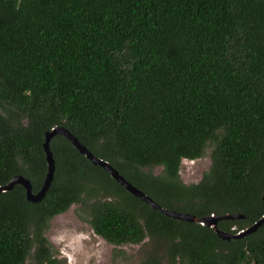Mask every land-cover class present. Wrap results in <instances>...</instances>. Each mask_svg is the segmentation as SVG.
<instances>
[{
	"label": "trees",
	"instance_id": "16d2710c",
	"mask_svg": "<svg viewBox=\"0 0 264 264\" xmlns=\"http://www.w3.org/2000/svg\"><path fill=\"white\" fill-rule=\"evenodd\" d=\"M55 127L160 207L239 215L217 228L244 231L264 215V0H0V186L40 190ZM49 148L40 202L0 193V264H59L50 221L84 202L106 243L149 240L137 264H264V223L221 240L131 196L63 137ZM206 152L184 185L181 162Z\"/></svg>",
	"mask_w": 264,
	"mask_h": 264
},
{
	"label": "rangeland",
	"instance_id": "374dc122",
	"mask_svg": "<svg viewBox=\"0 0 264 264\" xmlns=\"http://www.w3.org/2000/svg\"><path fill=\"white\" fill-rule=\"evenodd\" d=\"M210 165L208 152L203 157L180 164L179 178L184 185L197 183ZM159 167L150 172L158 175ZM84 203L72 205L50 221L46 238L59 264H137L151 249L148 239L138 245L114 247L96 236L87 222ZM29 264V263H26Z\"/></svg>",
	"mask_w": 264,
	"mask_h": 264
},
{
	"label": "water",
	"instance_id": "95a60500",
	"mask_svg": "<svg viewBox=\"0 0 264 264\" xmlns=\"http://www.w3.org/2000/svg\"><path fill=\"white\" fill-rule=\"evenodd\" d=\"M57 135L66 139L72 145V147L76 149L80 155H83L92 165L99 166L100 168H102L106 173H108V175L110 176L112 180H114L117 184L123 187L124 190L128 192L131 196L139 199L140 201L149 205L153 210H156L167 217H170V218H173L179 221L188 222V223H198L200 225H204L208 228H211L212 231L221 240L229 241L231 239L235 240V239L243 238L249 234L256 232L257 229L260 228L262 224L264 223V215H263L252 226L248 227L247 229H245L244 231L236 235H232V234H227L225 232L220 231L217 228V223L222 220L242 219V217L239 215H213L212 214L206 217L198 218V217L191 216L189 214H182V213H177L174 211L166 210L160 207L159 205H157L155 202H153L149 197L144 195L141 191L133 187L122 176H120L118 172L108 163L95 157L83 145H81L78 142V140L68 130H66L63 127H55L51 129L49 132L45 133L42 148H43V153L45 156L47 171H46V175H45V178H44V181H43V184L40 190L37 193L33 194L31 191V185L29 181L24 179L21 176H15L7 184L0 186V193L10 191L11 189H13L15 185H20L21 187H23L25 191V199L27 202L38 203L43 199L44 195L46 194V192L48 191L50 187L53 174H54V159H53L52 153L49 148V143Z\"/></svg>",
	"mask_w": 264,
	"mask_h": 264
}]
</instances>
